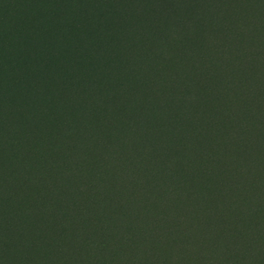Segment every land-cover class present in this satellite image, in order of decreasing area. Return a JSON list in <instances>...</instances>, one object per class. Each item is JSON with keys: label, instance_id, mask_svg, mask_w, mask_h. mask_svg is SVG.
<instances>
[{"label": "rangeland", "instance_id": "1", "mask_svg": "<svg viewBox=\"0 0 264 264\" xmlns=\"http://www.w3.org/2000/svg\"><path fill=\"white\" fill-rule=\"evenodd\" d=\"M78 4L86 12L76 19ZM260 11L264 0H75L53 11L0 0V264H264V110L244 112L250 94L234 89L264 86L255 62L264 44L250 32ZM241 36L249 39L236 47ZM136 65L159 100L133 133L149 124L150 150L166 156L131 178L117 173L131 132L109 104L126 95L132 107L136 97L139 111L137 86L121 91L122 72ZM165 72L170 84L161 83ZM175 86L170 96L187 98L192 87L209 94L173 127L165 103ZM190 133L184 154L172 140ZM247 153L259 168L243 167ZM178 158L189 165L178 168ZM204 206L205 219H194ZM183 224L187 240L176 234Z\"/></svg>", "mask_w": 264, "mask_h": 264}, {"label": "trees", "instance_id": "2", "mask_svg": "<svg viewBox=\"0 0 264 264\" xmlns=\"http://www.w3.org/2000/svg\"><path fill=\"white\" fill-rule=\"evenodd\" d=\"M41 0H30L31 3L34 4V6L39 7L40 5L44 4L48 10L53 11L55 10V7L58 4H67L68 2H73L71 0H51V5H48L46 3L40 2ZM107 3V0H100V4L101 6H104ZM77 13L75 14V18L79 19L80 17H82V15L86 12V10L82 7V5L79 6V4L77 5L76 8ZM82 14V15H81ZM253 21L255 24L252 27V30L250 31L252 33L253 38H257L260 41H262V44H264V12L260 11V13H256L254 14ZM103 20V19H102ZM105 23V22H104ZM101 23L102 26H104L105 24ZM249 38L246 37H239L236 40V47L240 46L242 44L243 41H247ZM260 47H262V45H254L252 46V49L250 51L252 52V55L254 57V59H258L259 56V51ZM142 49H145V47L143 46ZM142 52V56L145 55L146 51L145 50H141ZM213 55L214 58L218 55H221L224 57V54L222 52H219L218 50H214L213 51ZM143 58V57H141ZM260 59V58H259ZM258 60H255V62L259 65H261L264 68V60L262 62H260ZM153 60H150V63ZM198 60L193 61V65L197 64ZM154 65V64H152ZM150 65V66H152ZM141 69L142 67H139L136 65V67L132 66L129 73H127V75L123 73V75L127 76L126 80L124 81L123 85L121 86V91H126L129 92V90H135V86H137V91L139 93V95L141 96L143 102H142V106L140 107L139 111L138 108V101L135 100L136 97H132L133 99H130V105H133L132 107L129 105H126L125 103L128 104L127 101H125V96H122L119 98V100H110L111 103L109 104L110 109L118 114H121L124 118V120H126V127L131 133L129 134L130 138L125 139L126 144L129 146V151L131 152V156L128 158V160L126 161L125 164L120 165V167L117 170V173H121V174H128L131 178L133 177H137V174L140 170H143V167H145V170L147 166H155L157 164H159L160 162L164 161V158L166 156V154L160 150L157 151H152L150 149H152L153 143H155V139L151 138V133H149L148 130H146L147 126H150L149 124H147L144 127V130L141 131L140 133H133L134 129L136 130L139 126L145 125V118L143 117L144 113H149L148 116H145L146 118H152L153 116V112H154V103L156 101L159 100V98L157 97V89L156 88H151V83H148L145 79L144 75H141ZM137 74V76H139V81L136 82L134 84V80L137 79V76H134L133 74ZM220 74V70H214L213 73H211V75L214 76H218ZM161 76V83H168L170 84V78L167 74V72L160 74ZM200 75L199 72H195L193 77L196 78ZM144 76V77H143ZM238 82L241 84L243 81L240 80L238 78ZM137 83H139V87L137 85ZM179 85V84H177ZM177 86H175L174 88L170 89V92L168 93V100L165 103V106L168 104H172L173 108L171 110V113L174 112V114H172V118H171V125L174 127L176 126L177 120L179 121L181 118H177V114L181 113L183 110L186 109V107L190 104H192V101H197L198 103H204L207 101L208 99V94L209 91H202L200 89L196 88H190L188 90V97L184 98L181 97L180 95L176 94L173 96H170L173 92L176 91ZM235 91L238 90H242L243 93L246 92V94H250L248 100L246 101L243 111L244 112H248V113H258L259 111L262 112L264 109V104H263V99H264V86H262V84L257 83L253 88L251 89H255V92L251 93L250 88L244 87V86H236L234 87ZM231 89H229L230 91ZM225 92V89L223 90V94ZM256 93L260 94L256 97ZM129 106L131 107V116L127 115V113L129 112V109L126 107ZM127 108V109H126ZM140 112H142L143 115L140 114ZM264 113V112H263ZM235 119H237V117H234ZM241 119H245L244 117H242ZM105 120H107V118H105ZM83 123L82 125L79 127V130L81 131V129L85 126L86 123H88L85 118H83ZM246 123H248L250 126H255V119L251 118V119H247ZM88 126H86L87 128ZM171 127V126H170ZM200 130V127H199ZM200 131H203V126L201 128ZM144 132V133H143ZM99 133H101L100 129H99ZM155 133V132H154ZM192 133L188 134L185 138V142L182 143L181 139L179 136L175 135L176 137L172 140V144L174 146H178L182 153H186L189 150V145L191 144V142H193V137H190ZM138 136V137H137ZM99 137L102 139V135L100 134ZM258 135L255 136L254 134L250 137V139L246 140V142L244 143V145H246V143L249 142V144H251L253 146L254 142L258 139ZM232 138L236 141L238 138L237 134L232 135ZM157 139V138H156ZM159 143L161 145H165V141L161 140L159 141ZM191 146V145H190ZM202 146V144H200V147ZM221 147V146H219ZM218 147V148H219ZM223 148V147H222ZM205 147L202 148V150H204ZM238 155H242V154H235V155H230L233 156L234 158H238ZM84 160H88L89 158L86 155L82 156ZM240 158H242V161L245 163V165L243 166L245 169L247 168V164L249 163V166L251 169H257L259 168V165L256 164V159L252 158L248 153L242 155ZM189 163L186 159L184 158H178L177 159V166L179 167H184V166H188ZM175 167L172 166V171H174ZM153 171V170H152ZM182 181V184L186 185L188 182H191V178L188 177H180L179 178ZM233 181H235L236 183V179L234 178V174L233 172H229L227 173L223 178H222V183L224 186H226L225 188V193L226 194H231L233 192V187H235V183H232ZM87 186L84 185L81 187V189L83 191H87ZM186 209V208H185ZM188 209H186V212ZM264 211V210H263ZM194 213V212H193ZM206 217V207L204 206V210L202 211H195V217L194 219L197 220H203L202 218L205 219ZM189 225L187 224H183L180 225V228L176 229V234L182 236L185 240H187L188 235H189ZM216 245V244H215Z\"/></svg>", "mask_w": 264, "mask_h": 264}]
</instances>
